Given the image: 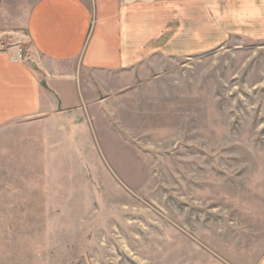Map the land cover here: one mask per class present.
<instances>
[{"label":"rangeland","instance_id":"obj_1","mask_svg":"<svg viewBox=\"0 0 264 264\" xmlns=\"http://www.w3.org/2000/svg\"><path fill=\"white\" fill-rule=\"evenodd\" d=\"M240 21L206 51L158 58L64 134V156L39 128L0 132V264L264 259V36Z\"/></svg>","mask_w":264,"mask_h":264},{"label":"crops","instance_id":"obj_2","mask_svg":"<svg viewBox=\"0 0 264 264\" xmlns=\"http://www.w3.org/2000/svg\"><path fill=\"white\" fill-rule=\"evenodd\" d=\"M240 20L264 36V0H1L0 43L22 41L30 60L14 61L18 41L0 44V132L39 128L46 155L64 156V134L94 124L158 58L206 51Z\"/></svg>","mask_w":264,"mask_h":264},{"label":"built area","instance_id":"obj_3","mask_svg":"<svg viewBox=\"0 0 264 264\" xmlns=\"http://www.w3.org/2000/svg\"><path fill=\"white\" fill-rule=\"evenodd\" d=\"M30 60V55L25 51L21 44L17 46L16 56L14 57L15 62H24Z\"/></svg>","mask_w":264,"mask_h":264}]
</instances>
